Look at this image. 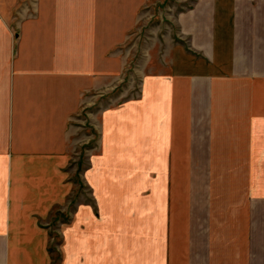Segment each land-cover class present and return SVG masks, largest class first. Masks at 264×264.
<instances>
[{
    "label": "crops",
    "instance_id": "1",
    "mask_svg": "<svg viewBox=\"0 0 264 264\" xmlns=\"http://www.w3.org/2000/svg\"><path fill=\"white\" fill-rule=\"evenodd\" d=\"M36 1L32 12L25 0H0V264H52L44 220L62 201L63 137L95 77L76 34L93 38L98 15L79 19L78 0ZM174 22L165 69L116 112L151 160L187 161L182 216L155 217L141 246L146 221L134 212L149 205L136 188L132 243L123 233L117 247L71 248L70 264H264V0H196ZM102 112L109 156L113 112ZM115 129L118 153L126 134ZM163 219L180 225L172 253L158 249Z\"/></svg>",
    "mask_w": 264,
    "mask_h": 264
},
{
    "label": "rangeland",
    "instance_id": "2",
    "mask_svg": "<svg viewBox=\"0 0 264 264\" xmlns=\"http://www.w3.org/2000/svg\"><path fill=\"white\" fill-rule=\"evenodd\" d=\"M195 1L88 0L83 6V0H78L79 19L88 17L91 10L98 15L94 18L93 38L83 30L76 34L77 50L79 56L82 55L79 58H84L86 51L92 54L95 77L93 88L82 90L79 111L71 118L63 137L62 201L44 220L49 228L47 248L52 264H70L74 258L70 255L71 248L117 247L123 233L127 237V246L132 243L134 224L129 215L132 214V194L136 188L137 198L141 196L143 205H149L134 212L136 217L144 216L146 221L143 222L146 233L142 234L141 246L148 248L153 241V238L150 240V227L155 217L159 220L182 216L187 197V161L151 160L144 145L135 144L136 139L132 141L131 134L138 131L137 128L125 129V124L118 126L116 107L140 100L147 74L165 69L166 64L162 61L171 55L172 42L177 40L176 36L174 40L172 37L176 30L175 16L180 10L192 7ZM26 2L34 12L37 1ZM102 16L109 19L102 21ZM87 34L86 43L91 45L86 48L83 45ZM81 75L79 72L78 76ZM78 81L86 80L79 78ZM108 107L113 112L110 132L114 144L110 143L109 156H106L102 142L103 127L107 123L102 110ZM145 114L143 112V116ZM146 119L149 124V118ZM118 127L120 131L124 129L126 135H121L118 146L121 150L116 153L119 136L115 128ZM144 138L141 136V140ZM155 162H158V168ZM179 226L173 221L166 224L164 219L163 223H157L159 250L165 252L168 248L171 253L175 250L176 241L181 238ZM77 229L82 239L76 241L72 234Z\"/></svg>",
    "mask_w": 264,
    "mask_h": 264
}]
</instances>
